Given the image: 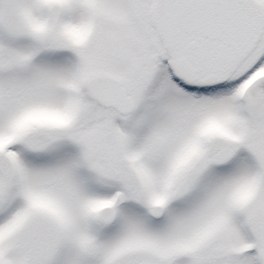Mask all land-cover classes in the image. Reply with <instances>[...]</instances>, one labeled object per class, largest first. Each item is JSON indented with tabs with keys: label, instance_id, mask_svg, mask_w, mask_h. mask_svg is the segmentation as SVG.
<instances>
[{
	"label": "snow or ice",
	"instance_id": "1",
	"mask_svg": "<svg viewBox=\"0 0 264 264\" xmlns=\"http://www.w3.org/2000/svg\"><path fill=\"white\" fill-rule=\"evenodd\" d=\"M0 264H264V0H0Z\"/></svg>",
	"mask_w": 264,
	"mask_h": 264
}]
</instances>
